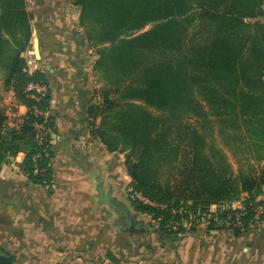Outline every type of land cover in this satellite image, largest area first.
<instances>
[{"label": "trees", "instance_id": "trees-1", "mask_svg": "<svg viewBox=\"0 0 264 264\" xmlns=\"http://www.w3.org/2000/svg\"><path fill=\"white\" fill-rule=\"evenodd\" d=\"M74 3L96 49L93 70L102 84L88 110L91 133L110 153H127L133 189L176 208L238 199L248 210L256 204L264 193V0ZM32 18L26 0H0V73L5 88L28 108L14 126L0 108V169L23 152L16 168L32 182L51 186L50 88L40 100L26 91L30 82L49 86L45 71L28 69ZM34 106L50 110L47 154L36 141L35 124L44 116ZM163 166L173 170L165 185ZM132 203L158 221L142 232L169 237L197 229L174 230L168 222L182 216ZM251 215L244 217L246 225Z\"/></svg>", "mask_w": 264, "mask_h": 264}, {"label": "crops", "instance_id": "crops-1", "mask_svg": "<svg viewBox=\"0 0 264 264\" xmlns=\"http://www.w3.org/2000/svg\"><path fill=\"white\" fill-rule=\"evenodd\" d=\"M26 3L33 15L28 69L46 72L55 115L54 181L36 184L14 169L23 152L0 169V252L11 255L12 264H264V223L239 232L197 227L169 237L115 224L117 213L99 196L124 201L131 177L124 156L91 133L98 55L83 35L80 9L74 0ZM0 93V108L14 126L28 108L3 80Z\"/></svg>", "mask_w": 264, "mask_h": 264}, {"label": "built area", "instance_id": "built-area-1", "mask_svg": "<svg viewBox=\"0 0 264 264\" xmlns=\"http://www.w3.org/2000/svg\"><path fill=\"white\" fill-rule=\"evenodd\" d=\"M26 91L31 98L40 100L49 93V86L47 84L30 82L26 87ZM34 109L37 113L44 116V120L35 124V136L39 145H43V152L47 154L48 144L44 146L48 140V135L51 131L48 125V118L50 110H40L36 106ZM41 156V152L35 155V158ZM130 196L134 200H138L143 204L150 205L159 210H170L173 214H178L181 220H171L168 222L167 227L177 230L180 225L184 226L187 230H190L193 226L208 228L209 225H213L215 229H229V230H244L248 226L259 227L264 223V193L260 194L254 204L251 202V207L247 208L243 199L234 200L232 202H220L214 203L209 206H200L196 209L188 207H178L168 203H157L150 198L143 195L141 192L130 189ZM249 211H252V215L249 217L248 225H246L245 216Z\"/></svg>", "mask_w": 264, "mask_h": 264}, {"label": "water", "instance_id": "water-1", "mask_svg": "<svg viewBox=\"0 0 264 264\" xmlns=\"http://www.w3.org/2000/svg\"><path fill=\"white\" fill-rule=\"evenodd\" d=\"M100 200L106 202L118 215L115 224L126 232H139L148 228V223L140 218L139 212H133L130 206L111 194H101ZM11 255L0 252V264H12Z\"/></svg>", "mask_w": 264, "mask_h": 264}, {"label": "rangeland", "instance_id": "rangeland-1", "mask_svg": "<svg viewBox=\"0 0 264 264\" xmlns=\"http://www.w3.org/2000/svg\"><path fill=\"white\" fill-rule=\"evenodd\" d=\"M149 26H147V28H148ZM146 28V29H147ZM82 32H83V35H84V37H85V39L87 40V38H86V36H85V34H84V31H83V29H82ZM87 42H88V40H87ZM25 56H27L26 55V53H25ZM94 77H95V79H93L94 80V83H93V88L95 89V90H99L100 88H101V86H102V84H101V80L97 77V76H95L94 75ZM0 80H3V74L2 73H0ZM2 95V96H1ZM0 96H1V98L3 97L4 98V96H3V94H1L0 93ZM11 105V104H10ZM2 107V106H1ZM3 108V107H2ZM10 111H11V109H9ZM13 118H15V116H13L12 117V119ZM191 119V118H190ZM13 121H14V123H15V120L13 119ZM215 129V128H214ZM215 132H216V130H215ZM205 133H208V131H205ZM118 154H122L123 156H124V169L126 170V167H125V160H126V152H117ZM231 162L234 164V166L235 167H237V163H236V161H235V159L234 158H231ZM13 168L15 169L16 168V166L14 165L13 166ZM126 172H127V170H126ZM128 173V172H127ZM172 174H173V170L172 169H170V167L169 166H163V167H161V170H160V173H159V176H160V178H161V180H162V184L163 185H165L166 184V180L169 178V177H171L172 176ZM129 175V174H128ZM130 176V175H129ZM131 181H132V179H131ZM133 187H132V185H131V182H130V185H129V187L126 189V191H125V193H126V195H124V201H126V203L130 206V208L131 207H133L134 208V210H135V207H134V205H133V199L131 198V196H130V189H132ZM132 209V208H131ZM132 211H133V209H132ZM140 218H142V219H144L149 225H151V227L152 226H156V227H158L159 226V224H158V221H156L155 219H152V216L151 215H148V214H143V213H140Z\"/></svg>", "mask_w": 264, "mask_h": 264}]
</instances>
